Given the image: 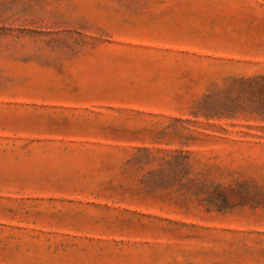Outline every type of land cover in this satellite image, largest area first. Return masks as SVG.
<instances>
[{
  "label": "rangeland",
  "instance_id": "1",
  "mask_svg": "<svg viewBox=\"0 0 264 264\" xmlns=\"http://www.w3.org/2000/svg\"><path fill=\"white\" fill-rule=\"evenodd\" d=\"M262 76L264 0H0V264H264Z\"/></svg>",
  "mask_w": 264,
  "mask_h": 264
},
{
  "label": "trees",
  "instance_id": "2",
  "mask_svg": "<svg viewBox=\"0 0 264 264\" xmlns=\"http://www.w3.org/2000/svg\"><path fill=\"white\" fill-rule=\"evenodd\" d=\"M247 88L254 92V96L258 97L260 100L259 102L264 105V76L250 80L248 82ZM234 109L235 108L233 105H226L218 108L214 103L208 102L204 103V105L199 108L196 114L203 113L208 119L218 118V120H221L226 118V116L233 112ZM162 166L163 177L158 182H148L151 184V189L157 187L158 185H172L178 186L180 191H184V188L187 187L186 192L192 193L195 191L196 194H199L209 188L211 189L213 186L214 192L220 195L225 193L223 190H219V186L213 185V183H211V185H207L206 183L199 182L195 179L183 184V180L188 174H191L193 168L192 164L190 163L189 154L178 152L173 156H167Z\"/></svg>",
  "mask_w": 264,
  "mask_h": 264
}]
</instances>
